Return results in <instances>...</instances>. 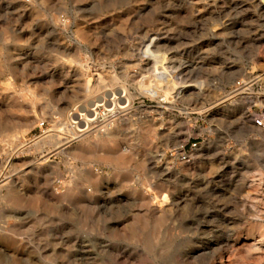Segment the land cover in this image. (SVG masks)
I'll return each instance as SVG.
<instances>
[{
  "label": "clouds",
  "instance_id": "1",
  "mask_svg": "<svg viewBox=\"0 0 264 264\" xmlns=\"http://www.w3.org/2000/svg\"><path fill=\"white\" fill-rule=\"evenodd\" d=\"M0 264H264V0H0Z\"/></svg>",
  "mask_w": 264,
  "mask_h": 264
}]
</instances>
